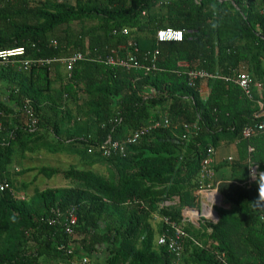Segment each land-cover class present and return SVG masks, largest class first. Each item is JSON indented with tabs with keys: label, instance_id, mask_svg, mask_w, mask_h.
I'll list each match as a JSON object with an SVG mask.
<instances>
[{
	"label": "trees",
	"instance_id": "trees-1",
	"mask_svg": "<svg viewBox=\"0 0 264 264\" xmlns=\"http://www.w3.org/2000/svg\"><path fill=\"white\" fill-rule=\"evenodd\" d=\"M263 6L264 0H0V52L24 48L0 57V179L11 183L0 191V264H226L223 253L227 264H264V181L251 176L255 164L264 173V131L243 135L264 116L234 80L242 67L253 81L264 77ZM169 27L184 30L183 39L158 41L157 31ZM132 42L144 64L149 51L159 50L156 69L88 59L68 72L62 61L75 52L125 57L134 53ZM35 58L52 61L20 68V60ZM189 70L232 80L190 85ZM27 105L39 117L34 130L25 124ZM156 121L162 125L125 156H103L108 139L125 140ZM226 138L239 141L240 154L227 163L232 177L217 187L238 213L219 208L217 222L202 219L195 231L184 212L200 209L207 149ZM42 150L78 155L109 174L25 168L18 173L62 174L74 184L20 199L12 180L16 158ZM71 206L79 207L77 238L66 233L65 220L47 221L54 209ZM155 215L161 234L170 219L197 242L185 239L177 257L157 243Z\"/></svg>",
	"mask_w": 264,
	"mask_h": 264
},
{
	"label": "built area",
	"instance_id": "built-area-1",
	"mask_svg": "<svg viewBox=\"0 0 264 264\" xmlns=\"http://www.w3.org/2000/svg\"><path fill=\"white\" fill-rule=\"evenodd\" d=\"M262 13H264V6L262 8ZM125 34H127L129 31L124 30ZM184 37V30L175 29V28H161L157 31V38L158 41H166V40H182ZM54 43L56 44L57 41L55 40ZM132 46L135 47V43L132 42ZM139 52V49L135 47L134 53H131L125 57L121 56H113L108 55L105 58L102 56L95 57V58H88L81 52H75L65 58L62 59V61L65 63L68 72L72 70L74 65L78 61L82 60H99V61H105L107 64L110 65H118L125 68H144L147 72L152 71L153 69H156V61L158 58L159 50L155 51H149L146 55V58L149 60L150 63L144 64L139 59L137 53ZM24 54V48H17L14 50L4 51L0 52V57L3 56L4 58L11 56V55H22ZM52 60L49 59H43V58H35V59H23L20 60V68L28 69L32 64H44L49 63ZM188 77L190 85L196 84V81L201 80H207L209 78H218L223 77L226 81L232 80L231 77H225L220 76L218 73L212 74L205 70H189L188 71ZM235 82L243 89V91L251 96L252 94V88H253V78L251 74L248 72V70L245 67H242L240 70L236 72ZM25 113V124L28 126L31 130L36 129L38 123H39V117L35 113L34 109L27 105L24 109ZM168 123V120L166 121ZM162 125L161 121H156L155 123L147 126H142L135 130L133 134L128 137L125 140H113L108 139L106 143H104L101 146L102 154L106 157H111L114 155H123L125 156L127 153V147L137 142V140L149 133L150 131L160 127ZM184 127L190 128V124L185 123ZM264 131V120L257 122L256 124L252 126H246L243 129V135L244 137H251L257 132ZM89 152H92L91 149H89ZM214 155H215V148L210 146L207 149L205 159L203 162L202 170H201V189L208 190L209 192H212L213 194L219 196L220 194L214 189L213 181L215 177V168H214ZM251 175L255 177L256 179L259 178L261 183L263 184L264 181V174H259L257 172V169L255 167H252L251 169ZM11 189V183L5 179H0V191H5ZM18 197V196H17ZM20 198V197H18ZM23 199V198H20ZM79 218V207L78 206H71L67 208L66 210H61L60 208L54 209L52 212V215L47 218V221L50 224H61V222L66 221L65 224V230L66 233L70 236H73L74 238H77L76 232H75V225L78 223ZM164 223L166 225V231L162 233L158 239L157 243L159 245L167 246L169 250L176 254L177 257H182L185 250V239H191L194 242H197L188 232L184 229L182 224H178L174 221H171L170 219H164ZM71 252V250H69ZM219 258L227 264L225 260V254H219ZM84 263L88 262L87 258L83 259Z\"/></svg>",
	"mask_w": 264,
	"mask_h": 264
},
{
	"label": "crops",
	"instance_id": "crops-1",
	"mask_svg": "<svg viewBox=\"0 0 264 264\" xmlns=\"http://www.w3.org/2000/svg\"><path fill=\"white\" fill-rule=\"evenodd\" d=\"M207 80H204V83H206ZM205 89L203 91L204 96H206L209 92L207 85L204 84ZM253 99L256 101V104H258V116H264V77L260 79H255L253 83L252 88V94ZM239 141L238 140H230L229 138H226L225 140H222L219 145L215 149V155H214V168H215V177L213 181L214 189L219 191L217 184L220 183L223 179H229L232 177L233 170L231 166L227 163L229 161L235 160L239 158L240 150H239ZM83 164V163H82ZM257 169L258 175L264 174L258 169V165L255 164L253 166ZM252 176V175H251ZM256 180L255 177L252 176V181ZM220 194V193H219ZM213 193L209 192L205 189H200V209L199 210H186L184 212L185 220L187 224L193 225V229L195 231H198L201 229L200 222L205 220L207 222H217V214L219 208H224L230 212L238 213V208L235 207L233 204L227 202L222 194L219 196V201L213 198ZM178 202V199L176 198L174 201H167V204H175ZM207 208V209H206ZM208 208L213 209L214 215H209L205 212V209L208 210ZM219 215V214H218ZM153 222V223H152ZM152 227L156 226L155 224L159 225L160 230L162 229V219L155 215L152 219ZM208 231L210 232L211 229L208 228ZM161 234V233H160ZM160 236V235H159ZM158 237H156V240ZM201 242L204 244L206 241L204 239L201 240ZM211 242V241H210Z\"/></svg>",
	"mask_w": 264,
	"mask_h": 264
},
{
	"label": "rangeland",
	"instance_id": "rangeland-1",
	"mask_svg": "<svg viewBox=\"0 0 264 264\" xmlns=\"http://www.w3.org/2000/svg\"><path fill=\"white\" fill-rule=\"evenodd\" d=\"M72 26L74 28H77L80 26V23L73 22ZM57 35L60 37L63 36L64 31L60 30L59 32H57ZM42 166L57 167L62 170L70 169L71 167H76L79 169L93 170L94 172L102 175L109 174V171L105 165L97 164L92 167L85 166L81 163L78 155H72L65 152L51 153L46 150H42L33 154L28 153L26 158L24 159L17 157L15 164L12 168L13 172H16L14 173L12 180L15 187V193L18 197L29 198L35 192L36 189L45 190L47 188L67 187L74 184L71 180L65 179L62 174H56L53 175L51 178H48L43 174H39L37 170L28 173H18V170H22L29 167L40 168ZM155 225L156 226H153V229L155 231L156 237H159L161 230L159 228V225Z\"/></svg>",
	"mask_w": 264,
	"mask_h": 264
},
{
	"label": "bare ground",
	"instance_id": "bare-ground-1",
	"mask_svg": "<svg viewBox=\"0 0 264 264\" xmlns=\"http://www.w3.org/2000/svg\"><path fill=\"white\" fill-rule=\"evenodd\" d=\"M212 196H213L214 199L219 201V197H217V195L213 194ZM208 210L211 211V213L208 212L206 209H205V212L208 213L209 215H214L215 216V213L213 212V209L208 208Z\"/></svg>",
	"mask_w": 264,
	"mask_h": 264
},
{
	"label": "water",
	"instance_id": "water-1",
	"mask_svg": "<svg viewBox=\"0 0 264 264\" xmlns=\"http://www.w3.org/2000/svg\"><path fill=\"white\" fill-rule=\"evenodd\" d=\"M218 193H220L218 190H217ZM221 194V193H220ZM217 220H219V215L217 214Z\"/></svg>",
	"mask_w": 264,
	"mask_h": 264
}]
</instances>
